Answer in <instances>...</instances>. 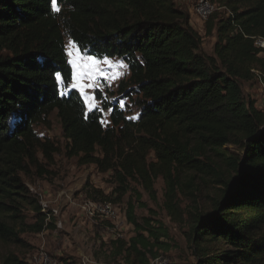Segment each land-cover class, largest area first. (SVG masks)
I'll list each match as a JSON object with an SVG mask.
<instances>
[{
    "label": "trees",
    "instance_id": "trees-1",
    "mask_svg": "<svg viewBox=\"0 0 264 264\" xmlns=\"http://www.w3.org/2000/svg\"><path fill=\"white\" fill-rule=\"evenodd\" d=\"M210 2L226 11L205 22L216 38L212 54L174 0H58L56 13L50 0H0V264H32L11 248L51 225L22 176L50 175L59 149L36 128L48 129L52 115L65 157L111 174L113 202L131 182L154 198L160 177L171 215L179 175L215 179L223 188L211 211L190 214L186 239L195 264H264V112L242 91L254 71L264 73V50L252 39H264V0ZM67 40L87 57L117 59L128 70L113 101L96 94L109 112L106 125L101 111H87L69 88ZM56 73L64 83L55 82ZM233 143L242 150L237 159L222 152ZM84 191L103 198L88 185ZM125 217L134 236L111 241L112 252L125 264H151L168 247L161 242L167 230L149 217L139 220L131 202Z\"/></svg>",
    "mask_w": 264,
    "mask_h": 264
},
{
    "label": "rangeland",
    "instance_id": "rangeland-1",
    "mask_svg": "<svg viewBox=\"0 0 264 264\" xmlns=\"http://www.w3.org/2000/svg\"><path fill=\"white\" fill-rule=\"evenodd\" d=\"M174 2L177 7L189 13L194 29L202 38L203 51L212 54L216 38L213 33L206 34L205 22L197 20L193 15L196 0H174ZM219 10L217 13L226 16V11L221 10V8ZM69 42L66 41L68 61L74 59L77 53L84 60L88 58L80 53L73 44L74 47H70ZM69 51L73 52V56H69ZM105 60L109 63H104ZM95 61L100 74L97 75L96 86L85 88V93L94 97V102L98 107L93 109L101 111L102 122L106 125L109 122V112L101 109L100 99L96 94L98 93L101 99L105 98L108 102L109 100L113 101L110 94L116 91L118 83L126 79L129 73L120 60L95 59ZM70 66L73 76V72L77 69H74L71 64ZM255 72L250 82L242 84V91L249 101L255 102L256 108L264 112V73ZM113 76L115 78H112ZM82 83L93 82L84 80ZM69 88L77 90L81 95L79 89L71 86ZM81 97L87 111H90L89 105L86 104L82 95ZM125 104L121 103L120 107L126 108L125 106L130 103L126 101ZM135 115L136 113L132 112L129 117ZM50 119L51 126L48 129L36 128V132L40 136L54 142L59 149V152L54 155V163L48 168L50 175L38 178L33 176L31 172L30 176H22V180L33 196L38 200L43 198L50 209H57L58 212L50 216L51 225L49 227L41 233L23 234L21 236L24 242L22 248L16 247L11 248V250L28 262L39 258L40 255H46L60 260L62 264H66V262L80 263L84 257L88 258L92 264H125L120 257L114 255L110 242L117 239L127 241L134 236L133 228L127 223L125 217L127 202H131L134 205V214L139 220L149 217L167 230L168 239H162L161 242L168 247L158 251L167 259V264H195L186 239L191 223L190 214L195 212L209 213L214 201L220 197L223 187L217 185L215 179L211 177L199 173H182L177 177L178 186L174 201L177 209L171 211V215L165 210L166 183L160 177L153 181L154 198H151L144 191L140 183L131 182L129 184L130 191L119 202H113L116 185L111 174H101L92 165L79 166L74 159L66 158L64 155L66 141L62 136L59 122L54 115ZM223 150L222 152L227 157L236 159L242 154L238 143L225 145ZM39 158L41 159L40 155ZM221 172L225 173L226 177L230 174L227 173L224 165L221 167ZM85 185L100 191L106 200L100 196L88 197L84 191ZM70 199L75 200L80 205L87 200L111 202L118 215V220L109 221L98 216H91L89 212L72 206ZM26 214L28 215L27 223L32 224V213L26 211ZM48 220L46 222H49Z\"/></svg>",
    "mask_w": 264,
    "mask_h": 264
},
{
    "label": "built area",
    "instance_id": "built-area-1",
    "mask_svg": "<svg viewBox=\"0 0 264 264\" xmlns=\"http://www.w3.org/2000/svg\"><path fill=\"white\" fill-rule=\"evenodd\" d=\"M219 10L218 5L210 2V0H196V4L193 9V15L195 18L201 22H206L207 19ZM253 39V46L256 49L264 50V39L262 38H252ZM256 72L254 71V74ZM259 73V72H258ZM264 107V104H263ZM39 205L41 207V211L45 213L48 217L53 215L54 213L57 214V209H50L48 203L44 201L43 198H39ZM72 202V206H76L80 208L82 211L89 212L91 216H98L99 218L106 219L109 221H116L118 220V215L115 211V208L111 204V202H94L91 200L85 201L83 204H78L75 200L70 199ZM153 261V262H152ZM151 261V264H167V259L164 258L162 255H158ZM32 264H62L60 260L51 258L46 255H40L39 258L34 259L33 261H29ZM81 264H92V262L84 257L82 258Z\"/></svg>",
    "mask_w": 264,
    "mask_h": 264
},
{
    "label": "snow or ice",
    "instance_id": "snow-or-ice-1",
    "mask_svg": "<svg viewBox=\"0 0 264 264\" xmlns=\"http://www.w3.org/2000/svg\"><path fill=\"white\" fill-rule=\"evenodd\" d=\"M50 5H51V11L53 13L60 11L58 7V0H50ZM69 46L74 47L71 41L69 42ZM69 56H73L72 51H69ZM69 63L73 66L74 69H77L76 71L73 72L72 82L70 86L72 88H77L80 90L81 95L83 96L86 104L89 105L90 111L93 108H97L98 105L94 102V97L85 93V88H92L96 86L95 81H96L97 75L100 74L99 68L97 66V62L92 57H88L86 60H84L77 53L74 59L69 60ZM104 63L108 64L109 61L105 60ZM112 78H115V76H113ZM84 80H88L93 83L84 84L82 83V81ZM55 82L57 84L64 83L59 73L55 74Z\"/></svg>",
    "mask_w": 264,
    "mask_h": 264
},
{
    "label": "crops",
    "instance_id": "crops-1",
    "mask_svg": "<svg viewBox=\"0 0 264 264\" xmlns=\"http://www.w3.org/2000/svg\"><path fill=\"white\" fill-rule=\"evenodd\" d=\"M190 24H191V26H192L193 28H195V27H194V24H193L191 21H190Z\"/></svg>",
    "mask_w": 264,
    "mask_h": 264
}]
</instances>
